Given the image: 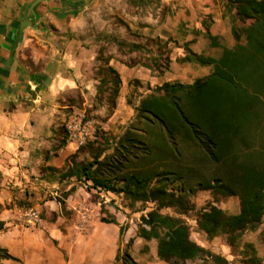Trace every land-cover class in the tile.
Segmentation results:
<instances>
[{
  "label": "crops",
  "instance_id": "crops-1",
  "mask_svg": "<svg viewBox=\"0 0 264 264\" xmlns=\"http://www.w3.org/2000/svg\"><path fill=\"white\" fill-rule=\"evenodd\" d=\"M101 1L0 0V250L8 256L0 264H120L123 252L136 264H167L157 256V240L138 236V212L125 206L122 194L68 173L73 152L62 143L65 124L72 110L85 112L95 98L101 71L112 69L121 81L112 121L127 100L138 105L147 96L132 97L130 81L148 95L163 83L190 85L214 68L180 61L186 50L217 61L236 41L220 0H155L169 11L142 35L174 44L168 69L156 75L108 55L100 65L97 48H84L77 30L84 11ZM30 210L36 221L25 216ZM194 234L204 251L233 260L230 245ZM186 264L215 263L205 255Z\"/></svg>",
  "mask_w": 264,
  "mask_h": 264
},
{
  "label": "trees",
  "instance_id": "trees-1",
  "mask_svg": "<svg viewBox=\"0 0 264 264\" xmlns=\"http://www.w3.org/2000/svg\"><path fill=\"white\" fill-rule=\"evenodd\" d=\"M229 3L240 22H249L241 29L244 45L240 44V33L231 27L236 45L225 50L221 59L214 61L186 53L180 61L213 65L212 74L190 85L163 83L155 88V93L139 101L134 121L117 138L111 152L95 137L70 158L72 167L68 173L83 177L91 183L90 187L122 194L133 203L156 205L141 216L137 233L146 240H157V256L167 264H186L205 255L215 264H227L191 240L190 228L182 218L161 214L165 208H175L179 215L191 210L183 196L184 187L192 194L194 190H211L239 198L236 215L226 216L214 205L199 215L197 227L209 240L224 235L233 246L238 234L255 231L264 216V167L240 160L238 147L248 146L243 128L255 115L254 105L260 103L252 86L264 87V0ZM167 44L164 43L166 48ZM165 59L164 65L157 58L154 66L142 65L160 75L168 69V56ZM101 73L115 78L111 102L114 107L120 85L118 74L112 69ZM106 83L105 78L99 83L96 93L99 102L101 94L110 98ZM249 87L253 94L249 93ZM152 127H160L166 133L167 143L161 149L147 136L146 131ZM66 140L65 130L62 140L65 145ZM187 149H193L196 154L190 156ZM195 160L199 163H194ZM174 184L183 186L182 190L177 193L169 189ZM101 222L116 224L114 219L105 217ZM0 257L8 258L2 250ZM116 260L120 264H136L127 252L118 255ZM247 261L261 263L256 258Z\"/></svg>",
  "mask_w": 264,
  "mask_h": 264
},
{
  "label": "rangeland",
  "instance_id": "rangeland-1",
  "mask_svg": "<svg viewBox=\"0 0 264 264\" xmlns=\"http://www.w3.org/2000/svg\"><path fill=\"white\" fill-rule=\"evenodd\" d=\"M231 0H220L225 7V15L228 18V25L235 28L240 33V44H245V36L241 33V29L248 25L249 22L242 23L235 17V10L229 3ZM156 4V5H155ZM169 9L156 3L155 0H146L144 4L137 5L132 3L131 0H103L96 6L90 7L83 13V24L77 31L81 33L82 45L88 51L93 48H97L99 55L97 57L100 65L108 55V57H114L116 60L124 61L127 65H142L147 64L149 67L154 66L153 61L155 58L159 60L161 65L165 64V58L170 56V51L174 49V44L169 47H165L166 41L155 40L149 37L146 39L143 37L142 32L145 27L154 26V21L163 20L166 17ZM207 23V22H206ZM188 53V50H186ZM96 65V63H94ZM152 68V67H151ZM153 70V69H152ZM95 73V70H93ZM156 73V72H155ZM101 75V74H100ZM99 83L102 79L107 80V86H109L107 94H101V102L103 98H108L109 104L99 105L98 98H93L92 102L89 101L85 105L84 117L87 121H92L95 127V137L102 146L108 148V152H111L114 143L119 138L129 125L135 119V107L137 100H127L128 103L123 106L119 111V116L111 121V118L117 108L116 99L115 106H111L113 100V89L114 79L113 75L103 74ZM119 77V75H118ZM100 78V76H99ZM119 82L120 78H119ZM105 84V85H106ZM130 85L134 87L132 97L138 98L140 96L148 95L145 94L144 90L138 89V83L136 81H130ZM99 86V84H98ZM252 86L254 95L257 96L260 103L254 105L253 112L254 116L249 120L250 122L245 126L244 133L247 138V147L238 145L240 149V160L252 163L259 167H264V87ZM99 87H97L98 89ZM111 89V90H110ZM248 91L253 94L252 89L249 87ZM152 93H155V89ZM73 99H75L73 97ZM77 102V101H76ZM103 107V108H102ZM149 139L152 140V144L158 149H161V145L167 143L166 133L160 127H152L146 131ZM89 140V141H90ZM193 149H187L186 153L194 155ZM197 156V155H196ZM199 163L195 160L194 163ZM198 166V165H197ZM196 166V167H197ZM204 167V166H201ZM215 170V169H214ZM208 174V170L205 171ZM214 173V172H213ZM180 184L171 185L169 189H173L175 192L182 190ZM184 198L188 201V211L185 215H179L178 210L175 208H165L161 210V214L169 215L171 217L182 218L184 222L190 228V237L194 240L196 231H199L197 227V219L199 215L208 208L209 205L221 209L226 216L236 215L239 212V198L229 197L221 194H215L213 191H202L194 190L193 194L188 192V187H184ZM125 206L129 207L130 210L138 212V216L135 217L137 230L140 225L141 216H145L152 209L156 208V205L148 203H133L127 199H124ZM145 212L139 215V212ZM264 233V216L261 224L255 231H246L238 234L235 243L231 246V254L233 260L229 261L228 264H249L247 260L252 258H259L260 264H264V240L262 235ZM220 242L228 244L227 238L224 235L218 236ZM207 239V237H206ZM217 240V241H219ZM229 245V244H228ZM249 245L250 248L245 246ZM204 256H202L203 258ZM209 262V261H208ZM211 263V262H210Z\"/></svg>",
  "mask_w": 264,
  "mask_h": 264
},
{
  "label": "built area",
  "instance_id": "built-area-1",
  "mask_svg": "<svg viewBox=\"0 0 264 264\" xmlns=\"http://www.w3.org/2000/svg\"><path fill=\"white\" fill-rule=\"evenodd\" d=\"M67 133L66 146L71 152H76L93 138L95 127L92 121L85 120L84 112L72 110L65 124ZM30 220L38 219L37 213L30 210L25 214ZM30 222V221H29Z\"/></svg>",
  "mask_w": 264,
  "mask_h": 264
}]
</instances>
